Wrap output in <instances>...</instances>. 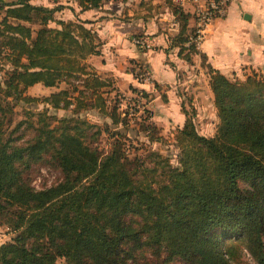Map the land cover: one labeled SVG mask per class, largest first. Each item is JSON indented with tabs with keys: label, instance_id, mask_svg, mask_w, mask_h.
<instances>
[{
	"label": "trees",
	"instance_id": "1",
	"mask_svg": "<svg viewBox=\"0 0 264 264\" xmlns=\"http://www.w3.org/2000/svg\"><path fill=\"white\" fill-rule=\"evenodd\" d=\"M74 1L85 11L108 0ZM166 3L180 25L173 48L192 66L200 53L190 44V15ZM59 7L0 0V55L12 68L0 80V219L16 234L0 247V264H150L140 262L145 255L155 257L151 264H243L245 253L264 264V74L229 78L203 56L215 136L201 135L183 105L186 122L174 133L180 167L154 153L131 158L130 109L122 110L114 80L87 63L100 54L96 35L86 23L57 20ZM38 84L66 88L40 100L28 95ZM38 103L72 117L49 126L40 113V127L25 128L33 137L6 138L16 107ZM88 111L109 122L91 124L80 117ZM143 114L139 132L164 142ZM103 134L113 140L108 152L93 145ZM47 159L63 179L37 191L24 169Z\"/></svg>",
	"mask_w": 264,
	"mask_h": 264
},
{
	"label": "crops",
	"instance_id": "2",
	"mask_svg": "<svg viewBox=\"0 0 264 264\" xmlns=\"http://www.w3.org/2000/svg\"><path fill=\"white\" fill-rule=\"evenodd\" d=\"M207 1L174 0L190 15L189 33L194 31L196 8ZM70 2L65 7L59 0H53L57 6L65 7L56 14V19L86 23L95 33L100 54L90 57L87 63L99 76L113 79L119 93L131 97V89H137L148 94L146 110L163 132L181 129L186 122L179 87L187 86L192 105H200L202 88L196 86V81H209L203 56L207 64L229 78L245 80L253 73L264 74V0H233L225 16L215 19L207 28L197 48L200 55L193 58L192 66L180 59L178 49L173 48L180 25L166 0H108L98 9L85 11L76 1ZM137 39L147 47L136 46ZM138 67L147 72V82L137 81ZM207 89L214 104L211 89Z\"/></svg>",
	"mask_w": 264,
	"mask_h": 264
},
{
	"label": "rangeland",
	"instance_id": "3",
	"mask_svg": "<svg viewBox=\"0 0 264 264\" xmlns=\"http://www.w3.org/2000/svg\"><path fill=\"white\" fill-rule=\"evenodd\" d=\"M11 1V0H10ZM16 1V0H15ZM30 2L33 3V5L38 6H48V7H59L57 4L53 3V0H30ZM59 3L64 4L66 7L67 4H70V0H59ZM65 7H59L64 11ZM51 8V9H53ZM67 9V8H66ZM4 18V12L0 11V21ZM58 18V16H57ZM50 28H57L58 25L56 23H51L49 25ZM32 28L34 30L39 29L40 27L37 25H33ZM0 80L6 79V74L11 71V66L7 63L6 59H4L3 55H0ZM144 70V69H143ZM207 73V72H206ZM179 78L181 80L182 76L179 73ZM196 86L202 88V99L200 100V105L195 107L193 106V102L191 101V97L189 95V92L186 91L187 86H184V88L181 86L179 87L178 94L181 96L183 100L184 108L190 113L192 118H194V121L196 123V128L198 132L206 137H214L217 132V127L219 124V119L217 116V110L212 103V100L210 101L208 89L210 86H207L209 84V81H196ZM61 88L65 89L66 87L61 86ZM54 90L59 91V89H53V88H46L41 85H38L36 87H33L28 90V95L31 97H35L38 99H43L47 97L49 94L53 93ZM191 93V92H190ZM122 100L126 97L123 94ZM138 98L136 95H131V98ZM214 98V97H213ZM146 100L142 101L140 104V109L135 107L134 103H130V105H124L122 107L123 111H126L128 108L130 109V125L131 128L129 131V134L131 135V152L130 156L131 158H134L136 156H142L144 158L148 157L149 154L154 153L161 155L163 157H168L171 159L172 165L175 168L180 167L178 162V155L180 153V149L175 145L174 141V133L175 131H167L163 132L159 130V133H156V137H162L164 142H152L151 135L148 136V133H143L142 131L139 132V126L136 125V122L139 121V117L144 116L142 110L145 106ZM205 103V104H204ZM212 103V104H211ZM144 105V106H143ZM202 106L204 109H202ZM146 107V106H145ZM135 109H138L139 112L134 113ZM146 109V108H145ZM45 113L48 115L49 118L47 123H49V126L57 125V122L54 120L55 118H63L67 117L70 118L72 115L67 112L63 111H55L54 109L48 108L45 104L38 103L36 105H21L19 104L16 109L15 113L11 115V122L9 124V127L7 128L6 132V138L10 137L11 139H22L21 141H18V143H24L29 138L34 136V133L31 130L25 129L28 124H33L34 128L37 129L40 127L41 122H39V118L37 117L38 114ZM32 116V117H31ZM81 118H84L88 120L91 124L102 126L104 122H109L107 119H104L97 111H88L80 116ZM20 123H25L22 127H19ZM159 129V128H158ZM94 132V131H93ZM97 144H93L98 146L103 152L110 151L111 144L113 143V140H110L107 135H102L98 139ZM50 160L47 159V161L38 163V164H32L29 167L24 169L25 179L31 184V186L36 189L37 191L50 188L52 186H55L62 181V173L57 165L55 163H49ZM16 234L7 226V224L0 219V247L13 242L15 239ZM155 257L151 255H145L140 259L141 263H153L155 261ZM243 264H253V261L251 257L248 254H244L242 257ZM59 263H62L59 261ZM170 264H184L179 260L173 261Z\"/></svg>",
	"mask_w": 264,
	"mask_h": 264
},
{
	"label": "built area",
	"instance_id": "4",
	"mask_svg": "<svg viewBox=\"0 0 264 264\" xmlns=\"http://www.w3.org/2000/svg\"><path fill=\"white\" fill-rule=\"evenodd\" d=\"M193 1H197V0H193ZM232 1L233 0H208L204 5L198 6L196 8L194 33L193 36L191 37L190 44L191 43L194 44L197 48L201 45L209 25H211V23L215 19H219L225 16L227 8ZM134 44L142 48L147 47L146 43L140 39L134 40ZM136 79L141 83H145L149 80V76L145 70H143L141 67H138L136 69ZM135 100L139 101L136 105L137 106L139 105L138 109H140V104L142 101H144L140 97L135 99L133 97L124 98L121 101V107H123L124 105H130L131 102L135 104ZM137 106L135 107L137 108ZM145 108L146 107L144 106L142 110L143 113Z\"/></svg>",
	"mask_w": 264,
	"mask_h": 264
}]
</instances>
